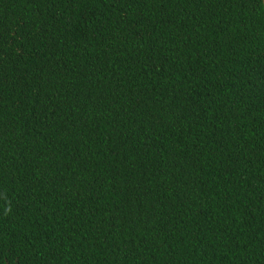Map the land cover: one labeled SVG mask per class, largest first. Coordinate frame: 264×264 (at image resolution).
Here are the masks:
<instances>
[{
    "label": "trees",
    "instance_id": "trees-1",
    "mask_svg": "<svg viewBox=\"0 0 264 264\" xmlns=\"http://www.w3.org/2000/svg\"><path fill=\"white\" fill-rule=\"evenodd\" d=\"M0 264H264L261 0H0Z\"/></svg>",
    "mask_w": 264,
    "mask_h": 264
},
{
    "label": "water",
    "instance_id": "water-1",
    "mask_svg": "<svg viewBox=\"0 0 264 264\" xmlns=\"http://www.w3.org/2000/svg\"><path fill=\"white\" fill-rule=\"evenodd\" d=\"M262 1V5H263V8H264V0H261Z\"/></svg>",
    "mask_w": 264,
    "mask_h": 264
}]
</instances>
